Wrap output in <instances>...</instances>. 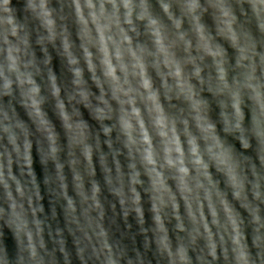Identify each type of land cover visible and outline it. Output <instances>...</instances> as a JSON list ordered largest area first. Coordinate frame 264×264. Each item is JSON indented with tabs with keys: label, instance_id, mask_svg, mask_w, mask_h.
Listing matches in <instances>:
<instances>
[{
	"label": "clouds",
	"instance_id": "obj_1",
	"mask_svg": "<svg viewBox=\"0 0 264 264\" xmlns=\"http://www.w3.org/2000/svg\"><path fill=\"white\" fill-rule=\"evenodd\" d=\"M0 264H264V0H0Z\"/></svg>",
	"mask_w": 264,
	"mask_h": 264
}]
</instances>
